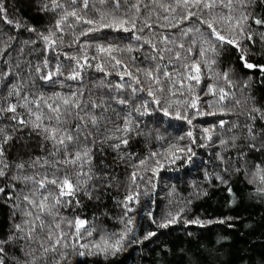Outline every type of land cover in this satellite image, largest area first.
Masks as SVG:
<instances>
[{
	"label": "snow or ice",
	"instance_id": "6c2138e0",
	"mask_svg": "<svg viewBox=\"0 0 264 264\" xmlns=\"http://www.w3.org/2000/svg\"><path fill=\"white\" fill-rule=\"evenodd\" d=\"M257 2L264 4V0H33L41 13L53 14L47 34L25 26L42 43L44 59L35 66L30 61H17L14 68L0 70V87L6 89V94L0 93V115L12 113L6 117L15 122L12 131L31 129L29 135L34 133L38 138L39 154H33L32 145L10 143L20 138H14L6 130L8 125H0V179L7 178L6 186L0 187V195L6 197L3 203L10 209L11 222L10 230L0 234V264H9L8 252L12 248L19 256L13 254L10 264H68L70 256L103 257L105 261L115 257L124 250L133 232L128 227L133 223L128 213L134 211L130 205L140 202L138 180L154 190L153 180L162 170L177 162L191 163L195 156L193 145L200 140L212 141L213 135L226 151L235 149L227 158L218 153V159L233 164L244 161L247 167L236 165L233 170L246 177L244 182L252 194L264 199V159L252 156L255 162L251 164L245 160L251 153L264 156V109L253 104L246 111L234 113L235 106H245L252 98L245 97L243 101L234 98L230 91L233 87L230 70L215 72L209 78L214 82L204 84L201 93L212 97L210 100H201L192 84V81L196 85L201 83V64L211 70L217 63L218 48L224 45L238 48L241 40L252 41V26L248 23L252 13L247 9ZM7 16L8 9L0 0V20L17 29L22 26L20 21ZM252 23L264 27V18L252 17ZM106 30L120 33L117 39L129 43H117L109 40L108 35H100ZM66 31L71 43L64 40ZM82 37L90 39L82 40ZM74 46H78L76 54L59 51ZM11 47L0 36V59L5 64L9 63L5 54L12 56ZM89 49L93 50L91 57ZM49 52L53 54L51 57L47 55ZM134 52L143 54L131 55ZM61 57L69 63H63ZM240 58L245 68L264 72V65L248 63L243 52ZM53 60L58 62L48 70ZM21 64L24 68L16 72ZM87 68L102 75L89 76L85 73ZM113 74L117 81L108 79ZM40 82L49 89L59 85L68 91L53 90L46 94L38 87ZM12 97H16L15 103L10 102ZM18 107L25 110L23 117ZM153 112L191 127L175 142L162 144V150H150L138 158V163L129 165L137 170L128 174L129 191L120 202L124 208L121 220L127 217L124 230L106 232L79 216L62 215L65 205L80 203L78 199L65 197L75 198L83 192L91 198L93 191L111 186L109 172L114 169L107 162L105 150L110 149L115 158L128 165L131 156L125 159L121 155L122 146L126 150L133 134H145L140 128V118ZM230 115L245 119L242 123L239 120L230 123L221 118L211 127L194 124L200 117ZM185 140L187 143H180ZM13 147L17 150L10 156L9 149ZM138 170L151 175L142 176ZM223 172H229V168ZM215 179L228 183L223 175L217 174ZM228 191L231 193L232 189L229 187ZM144 195H149L147 187ZM143 215L156 229H168L176 224L204 227L226 223L224 219L189 218L184 208L155 215L154 209H144ZM93 232L99 237L97 242L81 243ZM157 235V231L147 230L142 238L129 242L143 243Z\"/></svg>",
	"mask_w": 264,
	"mask_h": 264
},
{
	"label": "trees",
	"instance_id": "16d2710c",
	"mask_svg": "<svg viewBox=\"0 0 264 264\" xmlns=\"http://www.w3.org/2000/svg\"><path fill=\"white\" fill-rule=\"evenodd\" d=\"M3 3L8 9L7 18L14 21H20L21 27L17 29L14 25H9L0 20V36L4 41L11 44L9 51L12 52L11 57H7L9 63L5 64L3 59H0V70L14 68L17 61H30L33 66L40 63L44 59V54L41 49L42 43L39 41L36 33L25 30V26L34 27L37 32H45L49 27L53 14L41 13L37 4L33 0H3ZM247 11L252 13L248 23L252 26L253 39H247L239 42V47L232 45H224L218 48L219 55L216 57L217 63L211 66V70L201 64V83L199 85L192 81L195 86V93L201 95V100L212 99V97H204L201 89L205 83H213L209 79L213 77L215 72L230 70V78L233 80V87L230 89L235 94V99L244 100L245 97H251L245 106H235L234 113L246 111L253 104L261 109H264V72L259 68L247 69L243 66L241 54L243 52L248 63L254 65H264V27L252 23V17L264 18V4L253 3ZM84 27H87L86 25ZM77 31L79 28L76 29ZM66 43H71V38L67 31L63 34ZM100 35H108L109 40H116L117 43L126 44L127 40H118L120 33L107 30ZM9 36L16 37L15 40H8ZM90 39V38H81ZM36 40L35 44H24V41ZM104 43V41H100ZM78 46L73 48H60V52H69L76 54ZM21 48L23 54H20ZM15 49V51H13ZM143 53L134 52L131 55L141 56ZM51 57L53 54H47ZM88 55H93V50H88ZM212 54L209 53V56ZM61 61L65 64L67 60ZM58 61L53 60L49 69ZM95 63V61H92ZM139 63V61H137ZM24 68H16V72H20ZM85 73L89 76H101V73L96 72L93 68L85 69ZM27 75V72H24ZM35 75V73H33ZM62 79V78H61ZM113 81H117L118 77L113 74L108 77ZM66 83L75 85L74 81H66ZM221 86L227 88L223 81H220ZM245 84L247 87H245ZM41 92L50 94L51 91H59L65 93L68 91L66 87L61 88L56 85L54 89L47 88L43 82H40ZM0 93L6 94V89L0 87ZM187 96V94H185ZM31 98V97H30ZM184 97H180L183 99ZM10 102L15 103L16 97L10 98ZM21 116H24V109H17ZM12 113L0 115V125H8L6 129L15 138L19 137V141L10 143L32 145L35 150L33 154H39V149L36 148L38 138L31 132L30 128H24L23 131H12L11 126L14 121L6 119ZM228 120L230 123L235 120L243 122L244 116H206L200 117L194 124L200 127H211L212 123L219 119ZM140 128L145 133L144 135L136 136L133 134L130 143L126 150L121 149V155L127 159L128 165L124 160L115 158V154L110 150H105V156L111 169L109 172L111 180L110 187H103L99 191H93L91 198L83 192L77 193L75 198L65 197V199H78L79 205H65L61 209L62 215L66 217L79 216L86 219L91 225L97 228L103 227L106 232L119 233L125 228L127 217L121 220L124 215V208L120 203L129 191L128 174L137 169H133L129 165L138 163V158L147 155L148 151H160L161 145H167L169 142H175L179 136L184 135L191 127L182 121L164 117L162 113L153 112L151 115H145L140 118ZM163 121V123H157ZM17 127H22L18 126ZM260 125L257 122V128ZM217 129V132H220ZM199 135V131H196ZM163 137L164 139H159ZM226 138V137H225ZM217 137L213 135L212 141L200 140L196 145H193L195 156L191 163L177 162L170 169L162 170L159 176L153 180L156 188L151 189L150 185H146L145 181H139L141 195L139 204H132L130 207L134 211L128 213V217L133 219V223L128 225L133 229L129 234V240L125 242L124 250L119 252L115 257H109L107 261L103 257H77L70 256L68 264H264V199H261L249 190V186L244 182L246 177H242L233 169L236 165L247 167L244 161H236L235 164L227 160L222 163L218 159V153L226 158L235 153V149L226 151L223 146L217 142ZM240 141H237L239 143ZM181 144L187 143V140L180 141ZM200 144L206 146L201 147ZM17 148L9 149V155H14ZM247 151V149H246ZM252 156L264 159L260 153H251L245 157L248 164L255 161ZM229 168V172H223L224 168ZM140 175L148 177L150 172L138 170ZM207 174V178H206ZM223 175L228 181L224 184L215 179V176ZM115 177V179H112ZM7 178L0 179V187L6 186ZM147 187L149 195H144V190ZM232 189L229 193L228 188ZM11 191V189H8ZM204 193H207L206 195ZM4 197L0 195V234L10 230V209L3 203ZM154 203H149V201ZM179 208L185 209V215L189 218L199 217L201 220L217 221L224 219L226 223H211L204 227L198 225L176 224L168 229H156L146 216L143 215V210H153L155 213L167 211L169 209L176 211ZM231 218L230 220L228 218ZM231 224L232 227L228 225ZM147 230L157 231L158 235L143 243H130L134 238H142ZM99 239L96 232H93L91 237H85L81 243H95ZM70 251V249H69ZM13 254L19 256V253L12 248L8 252L9 264Z\"/></svg>",
	"mask_w": 264,
	"mask_h": 264
}]
</instances>
